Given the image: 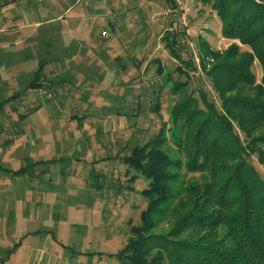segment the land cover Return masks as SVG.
<instances>
[{"label":"rangeland","instance_id":"obj_1","mask_svg":"<svg viewBox=\"0 0 264 264\" xmlns=\"http://www.w3.org/2000/svg\"><path fill=\"white\" fill-rule=\"evenodd\" d=\"M22 1L23 4L27 2ZM39 1H42L41 5L46 4L40 7L41 23L33 27L31 33L28 28L24 29V37L18 38L19 48L11 49L12 53L21 55V50L26 48L30 57L20 59L19 78L6 79V83L0 78V104L6 100L0 105L5 104L6 108L0 112V119L7 120L9 125L8 120H19L18 112L28 114L19 126L8 127L10 132L0 135V166L17 170L26 161L40 157H53L56 161L50 165V175L35 180L0 170V264L2 261L4 264H121L116 257L106 253L118 252L126 242L130 224L140 222L139 214L146 207V200L139 190L145 188L147 182L139 178V183H135L136 191H125L114 197H109L110 193L106 191L99 196L85 186L89 167L119 170L117 160L103 161L102 158L113 155L127 138L138 137L139 142H145L168 120L169 107L175 97L169 87L159 88L162 79L156 74V64L152 60L160 59L165 72L176 67V60L161 40L173 18L177 20L173 28L185 27L189 46L195 53L199 35L217 49L226 48L232 40L221 35L216 11L202 0H176L181 10V13L175 11L177 14L171 12V4L165 0H103V5L98 4V7L103 6L107 19L116 22V32L105 27L103 18L93 22L94 18L90 17L96 7L93 0H81L69 12L63 9L64 18L58 19L53 18V13L57 15L61 2L69 1ZM55 2L61 4L57 6ZM13 4L0 6V12L9 24L18 25L21 18L9 16ZM79 11L83 16L82 23L77 32L66 36L67 31L73 30L67 25L68 20ZM104 30L107 35H101ZM92 33L95 38H105V62L101 60L88 70L69 69L66 74L70 75V82L65 85L68 88L57 86L53 91L48 90L50 94H45L47 90L43 89L38 93L33 90L11 98L15 92L24 89L42 61L37 48L42 53L53 47L58 51L63 46L79 45L84 35L83 43H88L87 37L90 38ZM4 37L0 31V61L9 53L2 51ZM90 43L94 45L95 39ZM241 49L247 47L241 45ZM117 53L128 60L126 72L109 66ZM47 55L49 59L57 56L50 50ZM131 56L142 63L140 68L135 69L134 63L129 61ZM60 68L59 62H50L45 66V73L64 74ZM252 70L260 80L262 68L257 60ZM205 87L212 90L207 82ZM211 94L214 96L213 92ZM157 98L161 101L159 111L153 110ZM137 102L141 106L138 109ZM119 104L122 115L117 113ZM37 105L41 106L39 110L30 111V107ZM135 112L136 116L132 115L130 119L125 115ZM73 114L81 119H72ZM9 136H13V142L5 145ZM254 162L264 174V167ZM113 174L116 179V173ZM192 175L197 176L191 173L188 176ZM160 225L163 227L164 222ZM17 242L20 243L17 249L10 252Z\"/></svg>","mask_w":264,"mask_h":264},{"label":"trees","instance_id":"obj_2","mask_svg":"<svg viewBox=\"0 0 264 264\" xmlns=\"http://www.w3.org/2000/svg\"><path fill=\"white\" fill-rule=\"evenodd\" d=\"M17 1L0 0V6ZM165 1L171 4L172 13H181L176 0ZM202 1L216 11L221 35L232 42L217 49L199 35L195 53L185 27L173 28L177 24L173 18L161 40L177 65L165 72L160 59L152 60L162 79L159 88L169 87L175 97L168 120L145 142H139L138 137L127 138L113 155L102 158L117 160L119 170L89 167L85 178V186L99 196L107 191L109 197L138 190L135 183L139 178L147 182L139 190L146 200L140 222L130 224L129 235L118 252L106 253L121 264H264V174L254 164L255 160L264 167V0ZM72 3L69 0L58 7L63 11ZM105 27L116 32L113 20L109 19ZM241 45L247 49L242 50ZM45 51L37 48L42 61L24 89L11 98L39 89L47 90V94L64 86L65 78L46 75L45 66L57 59H49ZM28 53L24 48L22 59H28ZM255 60L262 68L260 80L252 70ZM130 61L135 69L141 67L135 56ZM113 62L121 71L128 70V60L122 56H115ZM206 82L212 90L206 89ZM137 103L138 109L141 106ZM4 105L0 112L5 111ZM120 105L117 113L122 115ZM160 106L157 98L153 110L159 111ZM39 107H30V111ZM18 114L19 120H8L9 125L0 119V135L28 117L27 113ZM136 114L125 115L130 119ZM71 118L81 119L76 114ZM12 140L13 136L6 137L5 145ZM55 161L40 157L26 161L17 170L1 166L0 170L35 180L50 175V165ZM190 173L197 176H188Z\"/></svg>","mask_w":264,"mask_h":264},{"label":"crops","instance_id":"obj_3","mask_svg":"<svg viewBox=\"0 0 264 264\" xmlns=\"http://www.w3.org/2000/svg\"><path fill=\"white\" fill-rule=\"evenodd\" d=\"M69 1V0H67ZM94 1V5L96 6L94 8V15H93V11H91L92 14H90L91 18L93 19V22L95 21V23H97L99 21V18H103L105 19V25L108 23L107 19V14L105 13V8L102 7H98V4L103 5V0H93ZM18 3H15L11 6L10 11H9V16L12 19H17V18H21V22L19 21L18 25H11L9 24V22H7V17L4 16L1 12H0V31L4 33V38L2 40V43H4L2 51H6L9 52L7 54H5L4 58L2 61H0V78L3 79V82L6 83V79L8 80H14L17 79V77L19 76V72H20V66H22V63H20V59H22V56L17 54V53H12L11 49L13 48H19V41L18 38H23V32L24 29L28 28L30 33L34 30L33 27H35L37 24L39 25L42 21V14H41V8H43V4L41 5V2L39 0H34L33 2H29V3H24L22 0H18ZM81 2V0H73V3L71 6H69L66 10H64V12H69L70 10H73V8L78 5ZM66 3V1L61 2ZM61 3H57L55 2V5H60ZM49 4L53 5V3L50 1ZM46 5V4H45ZM52 7V6H51ZM59 11H57V15L54 14V19H58V18H64L63 17V13L62 10L60 8H58ZM90 11V10H89ZM82 18L83 16L80 15V11L74 13L71 18L68 20L67 25L71 26L70 31L66 32V36L69 35V33L74 34L75 32H77L76 30H78V25H80V23H82ZM41 19V20H40ZM40 20V21H39ZM93 22L91 25H93ZM37 25V27H38ZM17 28V29H16ZM16 29V30H15ZM81 30V29H80ZM16 36L17 39H16ZM82 42H80L79 45H73V46H63L60 50L58 51H54V47L51 49V53L53 54H57L54 55V57L57 59L53 62H56L58 64L61 65L60 69L64 70V74L63 73H54V71L50 72L47 76L50 79H56L58 76H61L62 78H65V85H67L70 82V75H67L66 72L71 69L72 67L76 70V69H82V70H88V68H90L91 66H95L93 64H98L97 62L99 61H103L105 62L106 60V45H103L104 41H102V39H100L99 37L95 38V36L91 35V39L87 37V40H89L90 42H92V40L95 39V44L92 45V43H90L89 41H87L88 43H83L84 38H86V36L84 35L82 37ZM98 39L100 41H98ZM86 40V39H85ZM17 45V46H16ZM66 50V55L64 54V49ZM21 50V49H20ZM22 51V50H21ZM58 52H62L59 53ZM88 56V57H86ZM115 56H121V53H117ZM114 56V57H115ZM113 57V58H114ZM123 57V56H122ZM125 59V58H124ZM130 61V60H129ZM114 62L112 61L111 63H109V66H111V68H115L117 69L118 66L113 64ZM66 65V67L69 68H65L64 65ZM115 66V67H113ZM99 67V66H97ZM52 69V68H51ZM59 69V66H57V70ZM51 74V75H50ZM63 74V75H61ZM19 78V77H18ZM61 79V78H60ZM79 84V83H77ZM78 86V85H77ZM80 86V84H79ZM68 88V86H65V88ZM67 90V89H65ZM37 93L39 91H42V89L40 90H35ZM76 91V89H75ZM36 93V94H37ZM82 94V93H80ZM41 108V106L39 107ZM39 110V109H38Z\"/></svg>","mask_w":264,"mask_h":264},{"label":"built area","instance_id":"obj_4","mask_svg":"<svg viewBox=\"0 0 264 264\" xmlns=\"http://www.w3.org/2000/svg\"><path fill=\"white\" fill-rule=\"evenodd\" d=\"M101 35H107V31L105 30V31H102L101 32Z\"/></svg>","mask_w":264,"mask_h":264}]
</instances>
